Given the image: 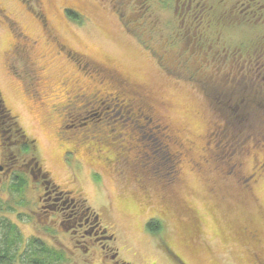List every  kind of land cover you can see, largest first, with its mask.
I'll return each instance as SVG.
<instances>
[{
	"label": "rangeland",
	"instance_id": "rangeland-1",
	"mask_svg": "<svg viewBox=\"0 0 264 264\" xmlns=\"http://www.w3.org/2000/svg\"><path fill=\"white\" fill-rule=\"evenodd\" d=\"M125 1L0 0L1 107L50 181L113 237L103 255L116 257L83 254L59 230L45 231L34 184L17 192L2 174L0 226L16 225L18 254L31 237L62 250L51 264H264V115L239 118L216 99L228 90V71L161 68L156 56L176 61L165 26L176 19L147 1L153 27L148 18L141 25L139 0ZM77 89L100 91L103 113L85 100L74 110ZM112 100L131 110L117 112ZM139 112L163 127L177 158L160 171L170 183L140 166L147 150L131 127ZM150 219L158 234L147 229Z\"/></svg>",
	"mask_w": 264,
	"mask_h": 264
},
{
	"label": "flooded vegetation",
	"instance_id": "flooded-vegetation-1",
	"mask_svg": "<svg viewBox=\"0 0 264 264\" xmlns=\"http://www.w3.org/2000/svg\"><path fill=\"white\" fill-rule=\"evenodd\" d=\"M147 1H159L161 7L157 4L158 10L176 19L171 24L165 22V26L172 27V39L168 45L175 50L176 61L169 62L155 55L161 68L215 70L218 75L228 71L223 74L228 94L219 91L216 99L225 100V108L239 118L264 115V0H139L143 8L140 9L141 25L151 19L153 27V17L145 4ZM127 4L126 0L125 6ZM13 53L22 56L25 50L18 46ZM27 64L26 68H29ZM100 99V91L86 94L77 89L69 105L77 110V101L85 100L86 105L98 104L99 112L105 109ZM112 101L116 106L131 110L123 100ZM230 101L235 104L228 105ZM13 119L0 104V174L3 179L7 177L15 182L21 175L28 178L26 185L31 187L34 184L33 188L39 191L37 201L42 214L39 222L45 231L54 234L59 230L69 243L80 247L76 249L82 247L83 254L94 251L99 257H116L115 252L103 255L109 250L108 242L113 237L100 227L88 207L50 181L34 157V144L18 128L14 129L16 122ZM248 237L253 240L256 236L249 234Z\"/></svg>",
	"mask_w": 264,
	"mask_h": 264
},
{
	"label": "trees",
	"instance_id": "trees-1",
	"mask_svg": "<svg viewBox=\"0 0 264 264\" xmlns=\"http://www.w3.org/2000/svg\"><path fill=\"white\" fill-rule=\"evenodd\" d=\"M65 12L69 18L74 20L79 19V15L75 11L66 9ZM116 107L119 108L117 112H120V106ZM100 112L103 113V111ZM88 115H92V113L89 112ZM147 116L139 112L138 115H135L131 126L132 128L138 129L139 136L137 140L139 139L140 143L147 150V160L145 161L143 159L140 166L143 169H149L155 178L170 183L173 179L171 180L165 177V175H160V171L164 163L168 165L169 169L176 168L177 158L168 150L169 145L165 139L166 135L162 131L163 127L161 125L153 127L151 125V116ZM139 117H142V119H139ZM139 121L142 122L140 123ZM167 173L169 174V171ZM26 182V178L20 175L19 179L13 183V190L17 192L23 191ZM0 227V233L2 231L0 238V264H16L17 258L20 260V264H51V262H59V260L64 259V253L62 251H56L48 247L41 239L36 237H31L27 241L23 252L18 254L19 244L22 243V238L16 225L4 221L3 226L1 225ZM146 227L154 234H158L161 229V225L156 219L148 220Z\"/></svg>",
	"mask_w": 264,
	"mask_h": 264
},
{
	"label": "water",
	"instance_id": "water-1",
	"mask_svg": "<svg viewBox=\"0 0 264 264\" xmlns=\"http://www.w3.org/2000/svg\"><path fill=\"white\" fill-rule=\"evenodd\" d=\"M2 169V166L0 165V170Z\"/></svg>",
	"mask_w": 264,
	"mask_h": 264
}]
</instances>
